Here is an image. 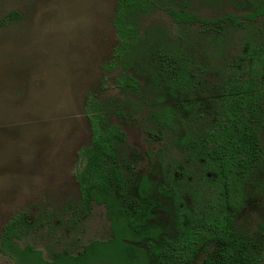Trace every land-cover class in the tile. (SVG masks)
<instances>
[{"label":"trees","instance_id":"16d2710c","mask_svg":"<svg viewBox=\"0 0 264 264\" xmlns=\"http://www.w3.org/2000/svg\"><path fill=\"white\" fill-rule=\"evenodd\" d=\"M118 45L112 68L121 99H89L90 145L76 175L75 215L102 206L111 236L48 259L18 240L28 228L15 216L1 251L17 264H264V222H240L264 199V0H116ZM173 21L143 23L155 12ZM11 13L0 26L17 21ZM151 98V103H148ZM147 102L149 134L177 160L157 184L139 174L113 114ZM169 150V151H170ZM171 222L159 225V199Z\"/></svg>","mask_w":264,"mask_h":264},{"label":"rangeland","instance_id":"374dc122","mask_svg":"<svg viewBox=\"0 0 264 264\" xmlns=\"http://www.w3.org/2000/svg\"><path fill=\"white\" fill-rule=\"evenodd\" d=\"M116 6V0H0V20L18 14L13 24L0 26V264H17L2 253L1 240L18 215L30 224L18 243L41 250L46 259L111 236L104 207L94 206L81 219L74 206L81 153L91 141L89 99H121L115 82L122 70L111 67L119 41ZM150 22L175 29L163 11L143 26ZM135 102V109L113 114L111 122L126 134L139 174L162 185L178 157L169 143L149 134L147 102ZM159 201L158 223L168 225L171 203ZM240 222L249 230L263 223L264 199L252 200Z\"/></svg>","mask_w":264,"mask_h":264}]
</instances>
